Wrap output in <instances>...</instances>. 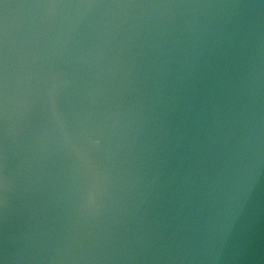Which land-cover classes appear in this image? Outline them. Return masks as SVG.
I'll list each match as a JSON object with an SVG mask.
<instances>
[{
	"label": "water",
	"instance_id": "95a60500",
	"mask_svg": "<svg viewBox=\"0 0 264 264\" xmlns=\"http://www.w3.org/2000/svg\"><path fill=\"white\" fill-rule=\"evenodd\" d=\"M264 119V0H0V216Z\"/></svg>",
	"mask_w": 264,
	"mask_h": 264
}]
</instances>
